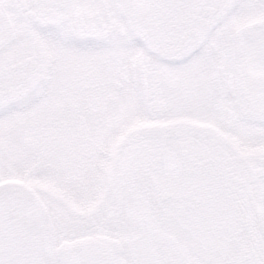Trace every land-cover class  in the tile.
I'll list each match as a JSON object with an SVG mask.
<instances>
[{
    "label": "flooded vegetation",
    "instance_id": "1",
    "mask_svg": "<svg viewBox=\"0 0 264 264\" xmlns=\"http://www.w3.org/2000/svg\"><path fill=\"white\" fill-rule=\"evenodd\" d=\"M45 92L0 264H264V0H0V109Z\"/></svg>",
    "mask_w": 264,
    "mask_h": 264
},
{
    "label": "rangeland",
    "instance_id": "2",
    "mask_svg": "<svg viewBox=\"0 0 264 264\" xmlns=\"http://www.w3.org/2000/svg\"><path fill=\"white\" fill-rule=\"evenodd\" d=\"M259 57L256 58L263 59V56ZM42 95L40 101L35 103L36 105H33L34 97L31 99L32 96H30L22 104L7 105L3 109H0V181L19 178L26 187L39 188L40 192L49 188L63 187L59 185L61 184L59 180H56L55 183L57 184H53V181L51 182L49 179H39L33 176L36 172V163L40 158L33 157L35 155L34 141L35 139L44 138L43 135L47 130L50 118L48 115L47 93L45 92ZM34 107L39 108L40 111L42 110L45 113L42 114L40 112L39 115H35L32 113ZM120 123H122V117ZM36 128L39 130L38 136H35L33 133V130H36ZM126 130L123 128V124H121L120 139L124 134H127L128 131ZM20 139H23V143L19 142ZM26 140L27 142H25ZM24 145L25 148H22ZM21 155L24 157L21 158ZM43 160L40 159V162ZM45 163L46 161H43V166L47 165ZM50 197L57 198L62 203H69L73 198L62 194ZM41 198L42 195H40Z\"/></svg>",
    "mask_w": 264,
    "mask_h": 264
},
{
    "label": "water",
    "instance_id": "3",
    "mask_svg": "<svg viewBox=\"0 0 264 264\" xmlns=\"http://www.w3.org/2000/svg\"><path fill=\"white\" fill-rule=\"evenodd\" d=\"M88 250L84 247V246H76L73 248H70L66 251H62L60 254V264H70L71 262H76V264H80V262H82L81 264H83L85 261H87L88 259L90 260L89 257H84L85 254H82L81 256H78L77 254L74 253H85ZM73 253L71 254V261H66L65 259L68 257L69 253Z\"/></svg>",
    "mask_w": 264,
    "mask_h": 264
},
{
    "label": "bare ground",
    "instance_id": "4",
    "mask_svg": "<svg viewBox=\"0 0 264 264\" xmlns=\"http://www.w3.org/2000/svg\"><path fill=\"white\" fill-rule=\"evenodd\" d=\"M16 215V214H15ZM15 220V219H14ZM141 240V239H140ZM139 245V244H138ZM136 246V245H135ZM143 246H145L144 244H143ZM131 250V249H130ZM141 251V250H140ZM135 254V253H134ZM139 255V254H138ZM92 257V256H91ZM180 263V262H179Z\"/></svg>",
    "mask_w": 264,
    "mask_h": 264
}]
</instances>
